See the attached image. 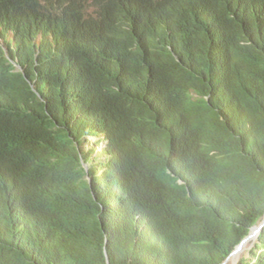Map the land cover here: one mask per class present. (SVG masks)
Returning a JSON list of instances; mask_svg holds the SVG:
<instances>
[{
    "label": "trees",
    "instance_id": "1",
    "mask_svg": "<svg viewBox=\"0 0 264 264\" xmlns=\"http://www.w3.org/2000/svg\"><path fill=\"white\" fill-rule=\"evenodd\" d=\"M45 1L0 12V264L222 263L264 214V0L236 28L227 0H119L150 36L128 82L87 66L113 59L101 22Z\"/></svg>",
    "mask_w": 264,
    "mask_h": 264
},
{
    "label": "clouds",
    "instance_id": "2",
    "mask_svg": "<svg viewBox=\"0 0 264 264\" xmlns=\"http://www.w3.org/2000/svg\"><path fill=\"white\" fill-rule=\"evenodd\" d=\"M112 1L114 2L113 4ZM227 1L228 3L225 2L222 19L228 28L243 26L253 20L255 13L251 0ZM37 2L41 5L46 4L45 0H37ZM118 2L119 0H64V6H71L75 9L79 8L84 12V19L87 21L91 19L96 22H101L99 23V30L101 32L104 31L107 37L105 41L109 47V51L113 53V59H106L100 55L97 57L93 56V58H95L87 64L88 68L95 74L99 72L116 74L121 80L128 82L134 78V76L125 65L124 60L130 64L140 63L143 67L144 60L150 48V36L146 27L138 20L132 18ZM173 2V5L170 6V19L175 20L184 16L188 1L173 0ZM12 4L13 6L15 5V2H12V0H6L4 3H0V12H5V10L1 9L2 7L5 8V6H11ZM40 4H35L33 6H39ZM124 4L128 6L127 2H124ZM18 33H20V31L16 32V34ZM104 34L101 35L103 36ZM152 35L157 48L165 47L158 33L152 32ZM10 46V38L0 33V53L6 51ZM170 52L175 61H178V56L173 51ZM217 52L227 60H231L232 49L224 47L223 42L219 43ZM178 55L180 56V54ZM117 65L118 67H116ZM173 77L174 74L169 71L161 75L165 83L172 82ZM10 98L11 96L9 94L0 92V101H9ZM84 136L88 141L97 140V137L91 135L90 129L88 132L84 133ZM6 168H9V163L6 154L0 149V169ZM7 176L8 172L5 173L4 179H6Z\"/></svg>",
    "mask_w": 264,
    "mask_h": 264
},
{
    "label": "water",
    "instance_id": "3",
    "mask_svg": "<svg viewBox=\"0 0 264 264\" xmlns=\"http://www.w3.org/2000/svg\"><path fill=\"white\" fill-rule=\"evenodd\" d=\"M264 227V214L261 220L253 227L250 228L248 234L240 241V243L232 250V252L223 260L220 264H237L240 259L241 254L249 249L258 234L261 232ZM106 262L108 264V259L106 258Z\"/></svg>",
    "mask_w": 264,
    "mask_h": 264
},
{
    "label": "rangeland",
    "instance_id": "4",
    "mask_svg": "<svg viewBox=\"0 0 264 264\" xmlns=\"http://www.w3.org/2000/svg\"><path fill=\"white\" fill-rule=\"evenodd\" d=\"M97 170H98V169H97ZM98 173H100L99 170H98ZM255 240H256V239H255ZM254 242H255V241H254ZM254 242H253V243H254ZM252 245H253V244H252ZM251 247H252V246H251ZM251 247H250V248H251ZM250 248H249V249H250ZM249 249H246V250L241 254V256L246 257V256L248 255V254H247V251H248ZM241 256H240V257H241Z\"/></svg>",
    "mask_w": 264,
    "mask_h": 264
},
{
    "label": "bare ground",
    "instance_id": "5",
    "mask_svg": "<svg viewBox=\"0 0 264 264\" xmlns=\"http://www.w3.org/2000/svg\"><path fill=\"white\" fill-rule=\"evenodd\" d=\"M14 46H15V45H14ZM217 104H218V102H217ZM222 106H223V105H222ZM218 107H220L219 104H218ZM8 155H9V154H8Z\"/></svg>",
    "mask_w": 264,
    "mask_h": 264
}]
</instances>
